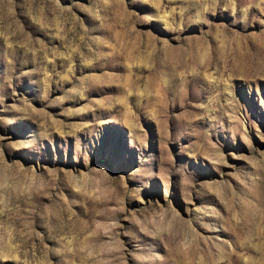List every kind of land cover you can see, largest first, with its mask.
I'll use <instances>...</instances> for the list:
<instances>
[{
	"label": "rangeland",
	"instance_id": "1",
	"mask_svg": "<svg viewBox=\"0 0 264 264\" xmlns=\"http://www.w3.org/2000/svg\"><path fill=\"white\" fill-rule=\"evenodd\" d=\"M0 264H264V0H0Z\"/></svg>",
	"mask_w": 264,
	"mask_h": 264
}]
</instances>
